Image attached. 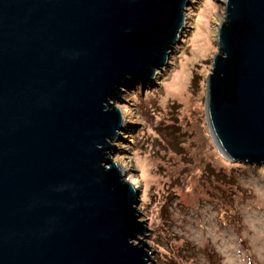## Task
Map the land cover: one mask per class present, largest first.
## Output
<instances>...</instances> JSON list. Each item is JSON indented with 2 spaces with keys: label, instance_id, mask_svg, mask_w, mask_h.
<instances>
[{
  "label": "water",
  "instance_id": "obj_1",
  "mask_svg": "<svg viewBox=\"0 0 264 264\" xmlns=\"http://www.w3.org/2000/svg\"><path fill=\"white\" fill-rule=\"evenodd\" d=\"M190 1L0 0V264H150L114 101L167 63ZM223 3L209 123L264 166V0Z\"/></svg>",
  "mask_w": 264,
  "mask_h": 264
},
{
  "label": "rangeland",
  "instance_id": "obj_2",
  "mask_svg": "<svg viewBox=\"0 0 264 264\" xmlns=\"http://www.w3.org/2000/svg\"><path fill=\"white\" fill-rule=\"evenodd\" d=\"M223 1L191 0L167 63L114 101L128 114L108 155L129 162L150 264H262L264 166L230 162L207 114Z\"/></svg>",
  "mask_w": 264,
  "mask_h": 264
},
{
  "label": "bare ground",
  "instance_id": "obj_3",
  "mask_svg": "<svg viewBox=\"0 0 264 264\" xmlns=\"http://www.w3.org/2000/svg\"><path fill=\"white\" fill-rule=\"evenodd\" d=\"M122 113L124 115V117L126 118L127 117V114H128V110L127 109H122ZM114 160V163H116L118 166H120L122 169H123V173L126 175L127 171L129 170V162L126 163L124 162V160L122 159H113ZM132 184H134L136 186V182H131Z\"/></svg>",
  "mask_w": 264,
  "mask_h": 264
},
{
  "label": "clouds",
  "instance_id": "obj_4",
  "mask_svg": "<svg viewBox=\"0 0 264 264\" xmlns=\"http://www.w3.org/2000/svg\"><path fill=\"white\" fill-rule=\"evenodd\" d=\"M261 235L264 236V233H262ZM256 255L258 259L262 262V264H264V246H261L256 249ZM243 264H247V262L245 261L243 262Z\"/></svg>",
  "mask_w": 264,
  "mask_h": 264
}]
</instances>
